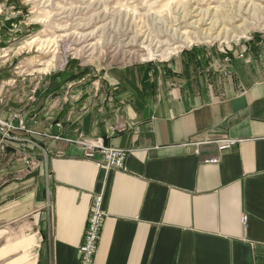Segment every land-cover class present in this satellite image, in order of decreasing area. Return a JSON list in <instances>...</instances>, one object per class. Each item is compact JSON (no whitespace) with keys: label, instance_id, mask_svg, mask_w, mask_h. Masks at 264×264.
Here are the masks:
<instances>
[{"label":"crops","instance_id":"crops-1","mask_svg":"<svg viewBox=\"0 0 264 264\" xmlns=\"http://www.w3.org/2000/svg\"><path fill=\"white\" fill-rule=\"evenodd\" d=\"M2 91L0 119L22 117ZM76 92L23 116L27 131L0 156V264H78L100 192L94 264H264V32ZM78 133L127 150L125 168L85 157L67 140Z\"/></svg>","mask_w":264,"mask_h":264},{"label":"rangeland","instance_id":"rangeland-1","mask_svg":"<svg viewBox=\"0 0 264 264\" xmlns=\"http://www.w3.org/2000/svg\"><path fill=\"white\" fill-rule=\"evenodd\" d=\"M263 32L264 0H0V89L27 119L105 73Z\"/></svg>","mask_w":264,"mask_h":264},{"label":"built area","instance_id":"built-area-1","mask_svg":"<svg viewBox=\"0 0 264 264\" xmlns=\"http://www.w3.org/2000/svg\"><path fill=\"white\" fill-rule=\"evenodd\" d=\"M24 129L25 127L22 120L19 119L18 113L12 114L9 119H0V156H5L7 154V149L12 141L20 140L13 132L15 130ZM20 142L22 148H25L28 143H32L30 140H21ZM74 142L79 144L82 148L84 147V154L87 158H94L96 154H100L103 158V166L106 169L125 168L127 150L106 147L98 142V140L87 139L75 140ZM215 142L219 149H226L235 144V141L231 139H222ZM105 217L106 212L103 209V193H95L92 196L84 234L78 247V264H94Z\"/></svg>","mask_w":264,"mask_h":264},{"label":"bare ground","instance_id":"bare-ground-1","mask_svg":"<svg viewBox=\"0 0 264 264\" xmlns=\"http://www.w3.org/2000/svg\"><path fill=\"white\" fill-rule=\"evenodd\" d=\"M219 36V35H218ZM153 56H155V57H159V58H163V57H160V55H157V54H154ZM167 57V56H166ZM165 57V58H166Z\"/></svg>","mask_w":264,"mask_h":264}]
</instances>
